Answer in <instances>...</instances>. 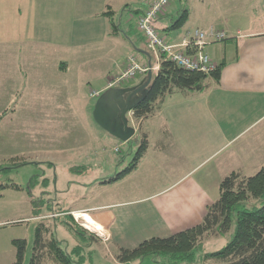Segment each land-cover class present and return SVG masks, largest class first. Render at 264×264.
I'll return each mask as SVG.
<instances>
[{
    "label": "crops",
    "instance_id": "0c3cea01",
    "mask_svg": "<svg viewBox=\"0 0 264 264\" xmlns=\"http://www.w3.org/2000/svg\"><path fill=\"white\" fill-rule=\"evenodd\" d=\"M131 1L11 0V24L19 35L21 48H25L24 42L36 43V47L54 48L63 55L55 60L34 61L33 65L39 67L34 70L40 79L38 88L57 98L76 96V91H81L78 83L83 75L90 81L93 71L98 74L101 65L107 86L111 77L127 67L130 55H135L139 64L152 68L153 80L160 65L138 28L140 15L153 0H139L143 9H128L126 20L125 13L118 24L114 20ZM190 1L170 2L160 16L162 35L170 43H180L193 28L214 26L225 31L228 38L205 48L216 66L225 63L221 82L205 91L167 95L153 116L137 121L136 132L128 142L131 144L142 133L150 139L147 154L129 175L139 174L148 163L159 176L180 179L160 181L159 189L150 193L141 190L146 196L71 210L83 222L82 214L89 216L85 221L92 228L85 222L83 225L102 243L111 245L115 257L119 247L134 248L149 238L167 237L203 220L207 207L218 200L220 191L208 189L195 174L218 153L217 157L223 154L225 159L215 168L214 175L225 173L222 180L234 171L248 175V171L258 167L250 164V158H264V0H234L229 11L217 12L190 10L186 7ZM210 1L215 5L221 0ZM223 3L232 5L228 0ZM174 9L178 14H173ZM184 10L190 11L187 24L191 26L183 34L173 32L170 21L174 23L176 15L179 19ZM78 50H85L86 56L75 55ZM31 72H25L27 80ZM148 72L122 87L139 86L146 81ZM129 117L133 122L132 112ZM54 119L47 113V123ZM117 145L121 143H114V147ZM208 176H212L211 171Z\"/></svg>",
    "mask_w": 264,
    "mask_h": 264
},
{
    "label": "rangeland",
    "instance_id": "374dc122",
    "mask_svg": "<svg viewBox=\"0 0 264 264\" xmlns=\"http://www.w3.org/2000/svg\"><path fill=\"white\" fill-rule=\"evenodd\" d=\"M221 1L214 5L210 0H191L186 7L190 10L202 8L217 12L224 9L229 11L234 5V0H228L232 5ZM128 9H143V3L132 0L123 11H119L114 19L115 23L120 22L122 13H125L124 20L127 19ZM173 14H178L176 9ZM176 16L174 21L178 20V15ZM11 22V0H0V116L7 111L0 123V184L19 186V189L9 186L0 197V264H16L17 249L13 244L14 239L27 240L23 264H29L35 229L41 222V217H34L33 200L42 208V214L53 209L92 208L106 202L146 196L159 189L160 181L175 182L180 177L163 178L152 170L151 165L145 163L139 174L109 181L129 166L139 148V142L137 138L131 144L123 142L95 120V108L100 97H92L90 94L94 91H106L108 82L106 86L105 76L101 73L103 65L98 74L93 71L90 81H86V76L83 75L84 79L78 83L81 91H76V96L53 97L38 88L40 79L36 77L34 70L39 67L33 64L37 59L55 60L63 55L54 48L36 47V43L24 42L22 46L25 48H21L19 35ZM170 25L173 22L170 21ZM190 26L186 24L173 29V32L183 34ZM148 49L150 51L149 47ZM85 52L78 50L74 54L84 58ZM156 61L160 64L157 59ZM28 69L32 70L29 80L25 74ZM139 78L137 75L124 84L133 83ZM47 113L55 118L51 123L45 120ZM132 120L135 126L137 120L134 117ZM48 125H52V128ZM114 143L121 145L114 147ZM217 155L211 162L204 164V168L195 177L202 180L208 189L219 193V183L225 173L214 175V170L223 164L225 156ZM239 163L240 161L236 164ZM250 164L258 166L257 169L248 171L247 174L252 176L262 168L264 158L252 156ZM209 171L212 176H208ZM141 190H147V193L144 194ZM252 203L261 206L264 199L253 200ZM85 215L83 213L82 217L86 224L85 219L89 216ZM75 220L77 221L76 218ZM77 222L80 225L84 223L82 220ZM56 225L57 236L64 241V246L69 251L79 242L85 245L83 264H122L117 261L111 245L84 238L82 233L74 232L60 220L56 221ZM89 227L92 228V224ZM234 231L235 221L228 235L205 237L203 244L196 250V262L190 264H204V254L223 248L233 237ZM47 264L58 263L48 261ZM129 264L155 263L151 257H146Z\"/></svg>",
    "mask_w": 264,
    "mask_h": 264
},
{
    "label": "trees",
    "instance_id": "16d2710c",
    "mask_svg": "<svg viewBox=\"0 0 264 264\" xmlns=\"http://www.w3.org/2000/svg\"><path fill=\"white\" fill-rule=\"evenodd\" d=\"M189 19L190 11L184 10L170 29L184 27ZM224 66L225 63L219 64L210 73H205L181 67L162 55L159 70L145 96L132 109L133 117L140 121L153 116L169 94L208 90L213 83L221 82ZM6 114L7 111L0 116V123ZM137 140L139 148L129 166L109 181L122 180L138 168L149 150L150 139L147 133H142ZM9 186L19 189L17 185L0 184V197ZM263 199L264 165L252 176L243 171H234L221 181L220 197L207 207L200 223L167 237L149 238L134 248L119 247L116 259L122 264L146 257H151L155 264L194 263L197 260L196 250L203 244L204 238L228 235L235 221L231 240L217 251L206 252L203 256L204 264H264V203L261 206L252 203L253 200ZM32 202L34 217H41V222L35 229L29 264H47L48 261L58 264H83L85 245L79 242L69 251L64 246V241L57 236V220L67 224L74 232L82 233L84 238L102 242L75 220L71 210L53 209L42 214V208L36 205L35 200ZM13 244L17 249L16 264H23L27 240L14 239Z\"/></svg>",
    "mask_w": 264,
    "mask_h": 264
},
{
    "label": "built area",
    "instance_id": "2783aa9c",
    "mask_svg": "<svg viewBox=\"0 0 264 264\" xmlns=\"http://www.w3.org/2000/svg\"><path fill=\"white\" fill-rule=\"evenodd\" d=\"M172 0H153L148 8L140 15L138 20L139 31L147 41L152 54L158 62L161 56L176 62L179 66L189 70H198L210 73L216 68L205 48L215 42L229 37L225 31L214 26L208 28H193L188 30L180 43H170L162 35L160 16ZM152 68L142 67L134 55L128 57V65L120 73L108 80L106 89L123 85L127 80L137 75L147 73ZM102 92L94 91L92 97H100ZM77 221L80 217L75 215Z\"/></svg>",
    "mask_w": 264,
    "mask_h": 264
},
{
    "label": "water",
    "instance_id": "95a60500",
    "mask_svg": "<svg viewBox=\"0 0 264 264\" xmlns=\"http://www.w3.org/2000/svg\"><path fill=\"white\" fill-rule=\"evenodd\" d=\"M152 77V70H149L146 81L139 86L107 89L96 104V122L115 138L129 142L136 132L129 115L140 101L139 95L151 84Z\"/></svg>",
    "mask_w": 264,
    "mask_h": 264
},
{
    "label": "bare ground",
    "instance_id": "6f19581e",
    "mask_svg": "<svg viewBox=\"0 0 264 264\" xmlns=\"http://www.w3.org/2000/svg\"><path fill=\"white\" fill-rule=\"evenodd\" d=\"M86 225H87V223H86ZM88 226V225H87ZM89 227V226H88Z\"/></svg>",
    "mask_w": 264,
    "mask_h": 264
},
{
    "label": "flooded vegetation",
    "instance_id": "af4514ba",
    "mask_svg": "<svg viewBox=\"0 0 264 264\" xmlns=\"http://www.w3.org/2000/svg\"><path fill=\"white\" fill-rule=\"evenodd\" d=\"M119 87H122V86H119Z\"/></svg>",
    "mask_w": 264,
    "mask_h": 264
}]
</instances>
